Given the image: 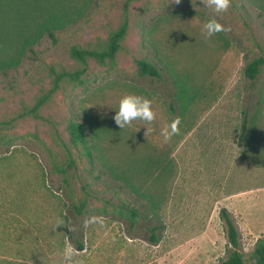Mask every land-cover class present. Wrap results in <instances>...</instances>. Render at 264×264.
Instances as JSON below:
<instances>
[{"label": "rangeland", "instance_id": "374dc122", "mask_svg": "<svg viewBox=\"0 0 264 264\" xmlns=\"http://www.w3.org/2000/svg\"><path fill=\"white\" fill-rule=\"evenodd\" d=\"M126 16L117 61L105 67L90 62L83 85L62 81L33 113L54 87L52 68H81L71 48H100ZM213 17L224 31L208 37L204 23ZM177 35L185 39L176 41ZM177 45L185 66L212 74L204 98L165 140L161 131L179 113L171 70L182 68L170 53ZM261 56L264 13L250 0H231L220 14L202 0H93L55 42L43 39L20 67L0 75V264H220L231 249L224 212L253 264L250 257L264 239V167L252 161L241 135L264 84V74L252 83L244 69ZM137 60L156 64L162 79L141 77ZM127 95L150 99L155 120L120 128L114 116ZM74 119L86 124L91 143L100 131L101 161L71 145ZM157 147L158 156L172 162L165 185L155 191L161 194L147 189L151 178L136 169L129 188L122 171ZM152 195L157 201L147 200ZM82 201L87 206L79 215L72 208ZM130 209L139 213L136 223ZM155 232L158 244L151 240ZM77 239L85 250H77Z\"/></svg>", "mask_w": 264, "mask_h": 264}, {"label": "trees", "instance_id": "16d2710c", "mask_svg": "<svg viewBox=\"0 0 264 264\" xmlns=\"http://www.w3.org/2000/svg\"><path fill=\"white\" fill-rule=\"evenodd\" d=\"M93 0H0V75H6L8 72L20 67L30 52H33L34 48L46 37L56 41V36L59 32L69 29L75 25L80 18H82L88 8V5ZM251 3L260 9L264 13V0H250ZM129 29L128 17H125L124 22L119 29L113 32L108 41L98 49H87L75 45L70 50L71 58L81 65L76 71L68 72L63 70L58 73L52 68L54 78V87L50 93L42 97L36 104L34 110L35 113L40 107H42L49 99L50 95L59 90L61 82L69 80L74 84L83 85V77L88 71L90 62H95L99 66L105 67L113 64L117 61L119 52L122 49V42L125 40ZM185 39L183 36H176V41ZM180 47V48H179ZM181 45L176 46L172 52L174 55L173 64L181 71L171 70L173 76V82L176 85V92L174 94L176 103L179 107V113L177 117L185 119L188 111L192 106L204 98L205 85L211 79L210 71L204 70L202 74H198L196 69H185V54L181 51ZM195 55V54H191ZM179 58V59H178ZM178 59V60H177ZM202 63L206 66L207 63ZM166 68L167 63H164ZM137 73L141 77H151L154 79H162L161 69L152 62L147 60L136 61ZM170 71V70H169ZM245 77L252 83H256L264 74V56L257 57L248 62L244 69ZM260 95L258 99V108L252 117L253 120L248 119V113L246 112V118L243 123V131L241 140L245 143L247 153L252 156V161L264 167V84L260 88ZM173 111H176L174 105L171 106ZM190 117V116H189ZM188 117V118H189ZM257 119V120H256ZM249 123H252L249 130ZM261 123V124H260ZM260 124V125H258ZM256 125L257 128H256ZM71 132V145L75 148L82 147L86 154L91 159H99L101 161V147L100 141L101 134L99 130L95 131L92 135V141L88 135V129L83 121H76L75 119L70 123ZM105 127H112L108 125ZM125 135V133H124ZM129 138V136H124ZM95 141V142H94ZM149 149V148H148ZM154 150L151 154H144L143 159H139V166L135 161L130 162V166L122 171L124 175V182L130 187L129 177L132 174L133 169H136L139 173L138 176L145 178L149 176L152 182H148L147 185L151 192L155 195L161 194L159 191L162 186L165 185L167 180L166 176L170 174L172 170V162L167 158L159 157V149ZM169 151H167L168 153ZM166 153V154H167ZM71 155L70 166H74L75 162L72 160ZM157 156V157H156ZM128 165V164H126ZM134 174V172H133ZM145 174V175H144ZM154 178V179H153ZM147 180V179H146ZM149 201H157L154 195ZM155 204L153 207H155ZM87 206V201H82L80 204H73V211L79 215H82ZM153 209V208H152ZM130 218L132 223H136L139 213L136 209H130ZM225 219L228 224V239L231 249L226 259L220 264H247L245 253L241 250L240 236L237 228L233 224L232 220L224 212ZM159 227H155L153 230L157 231ZM152 242L158 244L160 238L153 233ZM77 250H85V245L79 239L76 240ZM250 261L253 264H264V239H260L250 257Z\"/></svg>", "mask_w": 264, "mask_h": 264}, {"label": "clouds", "instance_id": "9594fccd", "mask_svg": "<svg viewBox=\"0 0 264 264\" xmlns=\"http://www.w3.org/2000/svg\"><path fill=\"white\" fill-rule=\"evenodd\" d=\"M206 7L216 13H224L228 10L231 0H202ZM206 35L212 37L217 33L224 31L223 25L215 19V17L208 19L204 23ZM155 112L152 109V101L146 97L137 95L124 96L119 102V108L116 111L114 120L116 124L124 129L125 126L131 125L133 121L142 120L146 123H152L155 120ZM180 119L176 118L171 121L170 125L161 131V135L165 140L170 139L173 135L179 133ZM149 129L147 128V132ZM95 220V217L93 218ZM65 258L71 261L70 250H65Z\"/></svg>", "mask_w": 264, "mask_h": 264}]
</instances>
